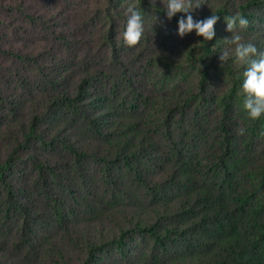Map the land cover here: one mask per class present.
<instances>
[{
  "label": "trees",
  "instance_id": "16d2710c",
  "mask_svg": "<svg viewBox=\"0 0 264 264\" xmlns=\"http://www.w3.org/2000/svg\"><path fill=\"white\" fill-rule=\"evenodd\" d=\"M193 2L211 41L166 0H0V264H264V117L219 59L236 14L264 52V0Z\"/></svg>",
  "mask_w": 264,
  "mask_h": 264
},
{
  "label": "clouds",
  "instance_id": "9594fccd",
  "mask_svg": "<svg viewBox=\"0 0 264 264\" xmlns=\"http://www.w3.org/2000/svg\"><path fill=\"white\" fill-rule=\"evenodd\" d=\"M163 3V0H161ZM151 7L155 9L156 0H150ZM165 15L171 21L178 13L185 14L178 21V35L184 36L195 32L203 41H211L215 36L214 25L220 16L212 14L209 18L194 21L191 13L199 8V2L193 0H166L163 3ZM126 26L123 32V41L128 47L137 46L144 35V19L135 2H130L126 8ZM156 20V16H155ZM227 28L231 33L228 42L231 48L225 49L219 55L221 66L230 58H234L237 64L245 66L243 83L239 95L243 98V108L248 117L255 121L264 117V52L258 51L257 47L246 42L240 34V30L248 27V20L242 15L236 14L224 18ZM239 135L244 134V129L238 130Z\"/></svg>",
  "mask_w": 264,
  "mask_h": 264
}]
</instances>
